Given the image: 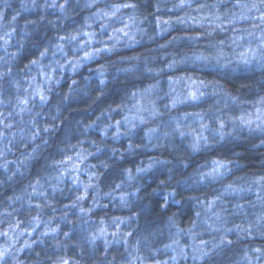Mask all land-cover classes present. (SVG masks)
<instances>
[{
  "label": "clouds",
  "instance_id": "1",
  "mask_svg": "<svg viewBox=\"0 0 264 264\" xmlns=\"http://www.w3.org/2000/svg\"><path fill=\"white\" fill-rule=\"evenodd\" d=\"M0 264H264V0H0Z\"/></svg>",
  "mask_w": 264,
  "mask_h": 264
}]
</instances>
